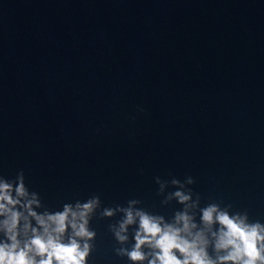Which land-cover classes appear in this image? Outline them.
<instances>
[{"label":"water","instance_id":"obj_1","mask_svg":"<svg viewBox=\"0 0 264 264\" xmlns=\"http://www.w3.org/2000/svg\"><path fill=\"white\" fill-rule=\"evenodd\" d=\"M21 172L40 212L99 197L89 264H131L105 208L264 224V0H0V176Z\"/></svg>","mask_w":264,"mask_h":264},{"label":"clouds","instance_id":"obj_2","mask_svg":"<svg viewBox=\"0 0 264 264\" xmlns=\"http://www.w3.org/2000/svg\"><path fill=\"white\" fill-rule=\"evenodd\" d=\"M188 183L193 179L189 177ZM175 196L182 205L191 200L180 191ZM42 207L38 194L26 186L23 172L13 181L0 176V217L4 218L0 264H89L97 236L90 222L101 208L99 197L65 204L62 211H37ZM116 212L123 213L122 219L110 229L120 245L129 243V228L135 226L134 243L116 250L131 264H264V224L251 222L247 213L233 214L229 208L209 204L201 209L203 228L194 234L198 225L187 210L177 212L173 224L132 207L105 208L100 215L112 218ZM210 244L215 259L209 254Z\"/></svg>","mask_w":264,"mask_h":264}]
</instances>
